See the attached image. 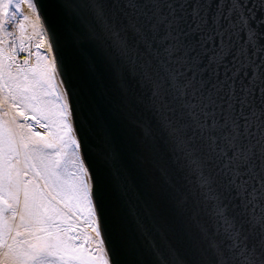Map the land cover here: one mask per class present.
<instances>
[{
	"label": "snow or ice",
	"instance_id": "6c2138e0",
	"mask_svg": "<svg viewBox=\"0 0 264 264\" xmlns=\"http://www.w3.org/2000/svg\"><path fill=\"white\" fill-rule=\"evenodd\" d=\"M0 264H264V0H0Z\"/></svg>",
	"mask_w": 264,
	"mask_h": 264
}]
</instances>
